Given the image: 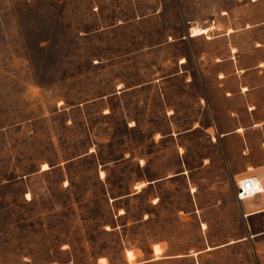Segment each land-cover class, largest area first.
Listing matches in <instances>:
<instances>
[{
	"label": "rangeland",
	"instance_id": "rangeland-1",
	"mask_svg": "<svg viewBox=\"0 0 264 264\" xmlns=\"http://www.w3.org/2000/svg\"><path fill=\"white\" fill-rule=\"evenodd\" d=\"M258 27L264 0H0V264H264L217 136H174Z\"/></svg>",
	"mask_w": 264,
	"mask_h": 264
},
{
	"label": "crops",
	"instance_id": "crops-1",
	"mask_svg": "<svg viewBox=\"0 0 264 264\" xmlns=\"http://www.w3.org/2000/svg\"><path fill=\"white\" fill-rule=\"evenodd\" d=\"M262 29H256L255 48L239 61L240 69L227 70L207 82L208 114L192 122L189 129L174 134L217 136L223 146V156L230 166L234 186L245 178H255L264 186V38L259 35ZM144 186L140 184L138 188ZM236 189L237 186L233 193L234 203L239 205L238 211L242 216L248 215L247 218L243 217L245 220L264 215V195L238 202ZM261 235H264V231L250 233L245 240L255 241Z\"/></svg>",
	"mask_w": 264,
	"mask_h": 264
},
{
	"label": "built area",
	"instance_id": "built-area-1",
	"mask_svg": "<svg viewBox=\"0 0 264 264\" xmlns=\"http://www.w3.org/2000/svg\"><path fill=\"white\" fill-rule=\"evenodd\" d=\"M236 200L238 202H244L249 199L257 198L264 195V186L261 181L255 178H245L236 183ZM244 218L248 215L244 214Z\"/></svg>",
	"mask_w": 264,
	"mask_h": 264
},
{
	"label": "bare ground",
	"instance_id": "bare-ground-1",
	"mask_svg": "<svg viewBox=\"0 0 264 264\" xmlns=\"http://www.w3.org/2000/svg\"><path fill=\"white\" fill-rule=\"evenodd\" d=\"M211 30H213V28L210 29H200V28H194L191 30V37H197V36H202V35H206L208 34V32H210ZM48 166L44 165V170H47ZM193 191V190H192ZM205 229V226H202Z\"/></svg>",
	"mask_w": 264,
	"mask_h": 264
}]
</instances>
